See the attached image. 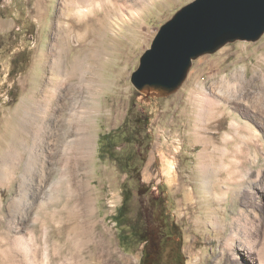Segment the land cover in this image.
<instances>
[{
  "label": "rangeland",
  "instance_id": "obj_1",
  "mask_svg": "<svg viewBox=\"0 0 264 264\" xmlns=\"http://www.w3.org/2000/svg\"><path fill=\"white\" fill-rule=\"evenodd\" d=\"M124 1L128 19L122 21L120 41L108 35L101 45L106 60L98 67L100 95L84 93L95 146L94 158L81 174L89 179L94 210L86 224L90 235L83 238L70 233L74 223L69 221L62 173L65 134L78 100L62 98V91L49 108L46 98L53 99V94L44 88L59 51L66 0H0V264L22 259L27 243L39 255L47 243L49 251L62 249L68 255L84 248L101 264H143V243L131 239V228L138 217L150 221L161 215L173 233L170 241L183 252L180 264H239L228 246L231 224L239 218L248 231L247 247L254 245L249 255L238 251L242 263L264 264V35L254 42L228 43L195 59L175 93L139 91L131 76L140 58L161 27L195 0H136L135 7ZM95 29L92 24L86 45L96 40ZM74 45L81 43L67 49L68 65L80 53ZM89 65L86 60L82 66ZM82 76H77L78 86ZM227 81L230 99L217 104L197 135L196 105L203 98L212 100L200 86L211 90ZM22 123L52 134L43 142L23 131L22 148L33 154L28 169L25 149L13 168L8 157L14 129H22ZM108 134L116 143L102 158V138ZM207 140L217 149L204 179L199 166L202 141ZM169 159L175 163L171 178L164 173ZM207 182L213 195L207 193ZM126 199L127 215L121 222L129 223L120 227L114 218ZM224 218L226 234L220 236L216 225ZM122 232L126 244L120 240Z\"/></svg>",
  "mask_w": 264,
  "mask_h": 264
},
{
  "label": "bare ground",
  "instance_id": "obj_2",
  "mask_svg": "<svg viewBox=\"0 0 264 264\" xmlns=\"http://www.w3.org/2000/svg\"><path fill=\"white\" fill-rule=\"evenodd\" d=\"M130 1L133 2L132 6L135 7L137 1ZM123 2L125 1L66 0V6L63 10V13L65 14V17H63L65 19V22L59 30V43H57L60 45L59 51L56 57H54L55 59L51 62L50 66L52 78L49 82L44 84V88L46 89L47 93L51 91L53 94V99L46 98L47 103H49V108L50 105H53L54 101H56V97L60 95L62 91H65L62 98H64L65 95H70L72 96V99L78 100L77 102L73 103L74 107L71 108V128L69 131H66L65 134L67 147H65L64 150L65 157L64 163L62 164V173L67 183V206L70 209V215L72 217L69 221L72 220L74 223L73 227L70 230V233H78L83 238L87 235H90V227H88L86 224L88 222V218L94 215V210L92 207L89 179L85 180V176L81 177V174L82 171L87 172V169L94 158L93 156L95 146L93 141L92 129L88 124V107L85 101L86 98L84 97V93L87 91L90 95H95L99 94V92L101 91V83L99 81L100 70L98 71V67L102 64L103 61L106 60L105 54L101 51V45L104 43L105 38H108V35H111L110 39L113 42L120 41V35L123 31L122 21L124 20V18L125 20L128 19L123 15ZM92 24L96 27L95 31L97 30L98 33L97 38L96 40H91V43L89 45H86L88 36H90ZM77 42L81 43V45L74 46L77 48L80 47V53L73 59L71 65H68V63H65L64 60L66 51L70 46L72 47V44H76ZM83 42L84 44L82 45ZM81 55L85 56L81 58ZM86 60L87 62L89 61L90 65L87 66V68H83V62L86 63ZM79 74L86 76V78L82 76L81 78L83 80L81 82V85L78 86L75 81H78L76 79ZM87 74L90 76L87 77ZM230 87L231 84L228 81L224 84L223 87H214L211 90L202 85L200 86V89L203 92V96L212 98V100L203 98L199 100L198 104L196 105L197 121L195 123L194 131L197 135L201 134V130L203 128L202 126L210 121V118L212 117L211 115L214 112L217 104L224 103L225 101H228V99H230V96H228L225 91V89H231ZM66 105L67 103L65 101V105H62V108H64ZM77 105L81 106L79 110L77 108ZM25 123H22V129L16 128L14 129V132L12 134V140L10 142L8 151V157L11 161V168L16 165L22 149H25L27 151L26 154L29 155L26 163L27 169L29 165L32 164L31 162L33 154L31 152V149L27 150L26 146L22 148V146H24L21 139V134L23 133V131L32 132L31 135L33 139H35V141L41 140L45 142V139L48 137L46 140H49L52 135L51 133L47 134L46 132H39V128H27V125ZM47 130H50V128ZM202 143L205 146L203 152L200 155L202 163L199 167L203 172V178L205 179L207 177L206 172H208L206 169L207 162L214 154L213 149H217V147L212 141L209 140L202 141ZM227 151L228 150H225V153ZM174 169L175 163L171 159L166 160L164 173L171 178ZM22 179V185H24V180H26L25 175H22ZM207 184V193L213 195L211 190L212 187L210 186L211 183L207 182ZM231 226V238L229 239L228 246L233 248L232 254L235 258V261L239 264H244L241 261L242 254L239 252L241 251L245 253L246 256V253L248 254L250 251L252 252L254 250V245H249V248L247 247L244 238L246 239V234L248 233V231L245 228V224L241 222L240 218L233 221ZM216 229L220 236L226 234L225 218L217 223ZM26 247L27 248L22 255V259H17L16 257L9 258L10 261H13L11 264H101V262L98 261V258H96L95 254L86 255L85 252H83L84 248H81L79 252H77V254L71 252L68 255L62 249L53 250L52 252L49 251V245L46 243L47 250L44 253L41 252L42 254L39 255L37 252L33 251L34 249L31 247L30 243H27ZM18 260H21V263H19Z\"/></svg>",
  "mask_w": 264,
  "mask_h": 264
},
{
  "label": "water",
  "instance_id": "obj_3",
  "mask_svg": "<svg viewBox=\"0 0 264 264\" xmlns=\"http://www.w3.org/2000/svg\"><path fill=\"white\" fill-rule=\"evenodd\" d=\"M263 35L264 0H195L161 27L131 82L139 91L175 93L195 59Z\"/></svg>",
  "mask_w": 264,
  "mask_h": 264
},
{
  "label": "flooded vegetation",
  "instance_id": "obj_4",
  "mask_svg": "<svg viewBox=\"0 0 264 264\" xmlns=\"http://www.w3.org/2000/svg\"><path fill=\"white\" fill-rule=\"evenodd\" d=\"M168 226L160 231L151 230L147 233L146 241L143 242V264H180L183 259L181 247L170 239L173 236L172 231H167ZM168 256L167 262L164 257Z\"/></svg>",
  "mask_w": 264,
  "mask_h": 264
},
{
  "label": "trees",
  "instance_id": "obj_5",
  "mask_svg": "<svg viewBox=\"0 0 264 264\" xmlns=\"http://www.w3.org/2000/svg\"><path fill=\"white\" fill-rule=\"evenodd\" d=\"M102 141L104 142V148L101 151V157L104 158L106 155V150L109 149V146L111 144H115L116 141L112 140V137L110 134L108 135H104L102 138ZM108 147V148H106ZM126 201L125 200L123 206L119 209L118 214L115 216V221L117 222V225L120 227H123L125 225V223H129V222H121V218L126 217L127 213H125V209H126ZM154 219H150V221L145 220L144 218L138 217L136 222L133 224L132 226V230H131V239L134 240H138L139 242L143 243L146 241V236L147 233L150 232L151 230L154 229H159L162 230L164 228V225L167 224V221H165V216L161 215L160 218H157V220H155V216H153ZM175 227V226H172ZM174 229V228H172ZM124 233L122 232L121 236H120V240L122 241V243L126 244V241H128L127 239H124Z\"/></svg>",
  "mask_w": 264,
  "mask_h": 264
}]
</instances>
